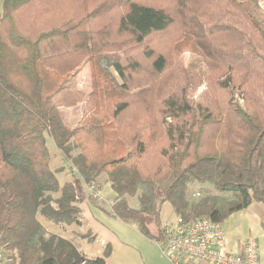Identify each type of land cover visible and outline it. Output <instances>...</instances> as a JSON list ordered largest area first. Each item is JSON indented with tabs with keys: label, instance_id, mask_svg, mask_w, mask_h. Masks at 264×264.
Segmentation results:
<instances>
[{
	"label": "trees",
	"instance_id": "obj_1",
	"mask_svg": "<svg viewBox=\"0 0 264 264\" xmlns=\"http://www.w3.org/2000/svg\"><path fill=\"white\" fill-rule=\"evenodd\" d=\"M174 29V48L187 44L202 59L201 75L180 62L166 80L170 60L150 43ZM85 65L87 94L76 83ZM201 84L207 91L194 98ZM76 106L81 118L70 127L61 109ZM45 135L86 187L100 188L105 174L115 194L112 214L155 243L165 239L163 203L176 218L218 224L253 202L264 205V6L259 0H3L2 264H107L109 245L89 259L72 242L44 236L42 221L79 224L80 214L73 183L57 180L64 167H49Z\"/></svg>",
	"mask_w": 264,
	"mask_h": 264
},
{
	"label": "rangeland",
	"instance_id": "obj_2",
	"mask_svg": "<svg viewBox=\"0 0 264 264\" xmlns=\"http://www.w3.org/2000/svg\"><path fill=\"white\" fill-rule=\"evenodd\" d=\"M168 1L170 0H148L149 3L154 5H157V2L160 4H165ZM259 1L262 6H264V0ZM2 2L3 0H0V9ZM175 33L176 29L168 31L164 34L154 35L151 38L150 43L153 48L163 52L170 60L169 71L166 73V80L167 78L171 79L176 75V65H180V62L183 69L192 70L197 75H201L204 69L202 59L198 55L191 54L188 51L189 47L187 44L178 46L175 49L173 43L176 36ZM161 80L162 81L159 82V85L166 86L167 81H165V78ZM76 83L78 89L82 93L87 94L90 92L88 65H85L77 73ZM206 91L207 86L205 84H201L193 91V97L196 98L199 96H204ZM209 93H212L207 94V96L210 98L214 93L213 88ZM215 96L218 98L219 94ZM61 115L64 119V122L70 127H73L81 118L80 106L61 109ZM44 137L46 147L51 156L49 162L50 169L53 170L61 166L64 167V171L56 175L57 180L60 184L68 181L72 182L77 198L80 200H85V204L80 210V221L82 222L80 225H54L52 223L49 225L47 223H43L44 221H42V224L45 226L44 236L47 238L53 235L64 238L72 242L76 248H78L90 258L101 256L104 251L105 244L109 243L112 252L117 250V262L122 258V256L129 255L130 252L132 256L138 254L137 258H141L145 264H168L166 257L162 255L157 243H151L149 240L144 239V237H141L139 233H137V231H135L130 225H124L114 218L111 211V205L115 194L110 187L106 175L101 174L99 176V182L100 186L102 185V190L91 184L97 188L99 191V196L93 197L89 192V186L86 187V192H84V184L80 178L69 169L68 164L56 150L50 137L48 135H45ZM69 152L72 156L77 154V150L73 147V143H71ZM154 155L155 150L152 151L150 158L154 159ZM191 191L195 193L194 199L200 198L198 195V185H194ZM128 205L132 208L138 207V203L135 198H128ZM238 214L234 215V219H228L226 224L223 223L222 229H224L226 232H231L232 236H238L240 239H243V237L245 238L248 235L252 236V238H254L256 241L257 255H259V257L261 256V258L264 257V237H259L253 228L255 223L258 221H262L264 228V205L261 203H251V206L247 209V211L240 213L239 215ZM237 216H239V218L243 217V221L241 223L239 222ZM176 217L177 216L174 215L169 203H163L161 205L160 220L163 222L162 225L173 222ZM151 230L155 232L154 228H151ZM92 235L94 238L91 239Z\"/></svg>",
	"mask_w": 264,
	"mask_h": 264
},
{
	"label": "built area",
	"instance_id": "obj_3",
	"mask_svg": "<svg viewBox=\"0 0 264 264\" xmlns=\"http://www.w3.org/2000/svg\"><path fill=\"white\" fill-rule=\"evenodd\" d=\"M89 192L93 197L99 196L93 185L89 186ZM162 229L165 239L157 244L168 264H184L185 259L206 264H258L257 245L253 239L246 240L242 254H234L226 248L224 230L211 219L186 221L176 218L163 224Z\"/></svg>",
	"mask_w": 264,
	"mask_h": 264
},
{
	"label": "crops",
	"instance_id": "obj_4",
	"mask_svg": "<svg viewBox=\"0 0 264 264\" xmlns=\"http://www.w3.org/2000/svg\"><path fill=\"white\" fill-rule=\"evenodd\" d=\"M1 10V9H0ZM84 189H85V191L84 192H86V186L84 185ZM100 189L102 190V185L100 186ZM115 197V196H114ZM114 197H113V200H112V203H113V201H114ZM85 202V200L84 199H82V200H80L79 198H77V206L79 207V209L81 210V208H82V206L85 204L84 203ZM253 203H257V202H253ZM251 206V204L246 208V209H244V210H242V211H238V212H236V213H233V214H231V215H229L228 217H226L221 223H220V226L222 227V224L223 223H225L226 224V222H227V220L228 219H234L233 217H234V215H236V214H240V213H243V212H245V211H247V209L249 208ZM260 210V209H259ZM238 214V215H239ZM114 216V215H113ZM238 217V220H239V222L241 223L242 221H243V217H241V218H239V216H237ZM114 218L115 219H117L115 216H114ZM118 220V219H117ZM78 221H79V224H77V225H80L82 222L80 221V214H79V218H78ZM119 221V220H118ZM230 221H232V220H230ZM119 222H121V221H119ZM162 222V221H161ZM43 223H47V224H49V225H51L50 224V222H43ZM122 224H124V225H130L135 231H137V229H136V226L135 225H133V224H129V223H123V222H121ZM163 223V222H162ZM229 223H232V222H229ZM43 225V224H42ZM76 225V224H75ZM44 226V225H43ZM45 227V226H44ZM253 228H254V231L259 235V237H264V228H263V223H262V221H258V222H256L255 223V225L253 226ZM224 230V229H223ZM239 230V229H238ZM249 232V231H248ZM137 233H139L138 231H137ZM224 233H225V237H226V248L228 249V251H230V252H233L234 254H242V252H243V246H244V244H245V242H246V240L247 239H253L254 241H255V239L254 238H252V236H246L245 238L243 237V239H240V238H238V236H236V237H234V236H232V234H231V232H229V231H225L224 230ZM139 235L141 236V237H143L140 233H139ZM92 238H94V236L92 235V237H91V239ZM144 239H146V238H144ZM148 240V239H147ZM151 243H153V241H151V240H149ZM256 242V241H255ZM106 245H110L109 243L108 244H105V246ZM105 246H104V248H105ZM111 248V247H110ZM78 249V248H77ZM79 250V249H78ZM80 251V250H79ZM81 253H83L82 251H80ZM113 253V254H112ZM84 254V253H83ZM85 255V254H84ZM137 255L138 254H136L135 256H132V254H130V252H129V255H124V256H122V258L121 259H119L118 260V262L116 261V256H117V250H114L113 252H112V249H111V252H110V254H109V256L107 257V259H106V262H107V264H145L142 260H141V258H137ZM87 258H89V259H93V258H90V257H88L87 255H85ZM102 256V255H101ZM98 257H100V256H98ZM94 258H96V257H94ZM184 264H206V263H202V262H196V261H193V260H184ZM258 264H264V257H262L261 258V256L259 257V255H258Z\"/></svg>",
	"mask_w": 264,
	"mask_h": 264
}]
</instances>
